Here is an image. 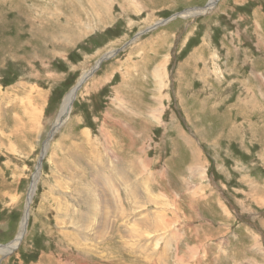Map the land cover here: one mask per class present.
<instances>
[{
  "label": "rangeland",
  "instance_id": "374dc122",
  "mask_svg": "<svg viewBox=\"0 0 264 264\" xmlns=\"http://www.w3.org/2000/svg\"><path fill=\"white\" fill-rule=\"evenodd\" d=\"M208 1L0 0V264H264V0Z\"/></svg>",
  "mask_w": 264,
  "mask_h": 264
},
{
  "label": "bare ground",
  "instance_id": "6f19581e",
  "mask_svg": "<svg viewBox=\"0 0 264 264\" xmlns=\"http://www.w3.org/2000/svg\"><path fill=\"white\" fill-rule=\"evenodd\" d=\"M217 2V0H209V3H208V5L207 6H205L203 9L204 10H210L211 8H213V6L215 5V3ZM107 11V10H106ZM190 13H192V14H196V13H199V12H201V10H199V9H191L190 11H189ZM189 12H185V13H187V14H189ZM93 67H91V69H89L88 71H86L85 72V74L83 75V77L81 78V80L79 81V83L74 87V88H72V90L70 91V93L69 94H67V96H66V98H65V102L63 103V105H62V107L60 108V110H59V112H58V117H57V123H56V126L58 125V124H60V122L62 121V120H64L66 117H68L67 115L69 114V112H70V109H71V105H72V102H73V99L76 97V94H77V91H78V89L80 88L79 86H80V84H81V82L82 81H85L88 77H89V75H90V73L95 69V67L92 69ZM92 70V71H91ZM263 71V70H262ZM258 79H260V77H258ZM262 82V81H261ZM263 84V83H262ZM260 89H261V87H260ZM259 91V90H258ZM27 98H28V96H27ZM25 102V101H24ZM29 103H30V101H28ZM23 103V102H22ZM31 104V103H30ZM29 107H30V105H29ZM29 107H27V109H29ZM36 108V107H35ZM32 110H33V108H31ZM236 109V108H235ZM26 111V110H25ZM30 112H31V110H30ZM33 112V111H32ZM36 112V111H35ZM25 113H27V112H25ZM24 113V114H25ZM34 113V112H33ZM246 113V112H245ZM38 114H39V112H38ZM260 114V113H259ZM30 115V114H29ZM29 115H28V117H29ZM34 115V114H33ZM18 117V116H17ZM34 117V116H33ZM15 119H16V116L14 117ZM36 118V117H35ZM34 118V119H35ZM16 120H18V119H16ZM37 120V119H36ZM263 120V119H262ZM18 122H19V120H18ZM28 122H30V121H28ZM31 123V122H30ZM22 125V124H21ZM56 126H54V127H56ZM230 133V132H229ZM45 149H46V144H45ZM37 172H39V170L37 171ZM37 172L34 174L35 176H37ZM30 188H29V194H28V202L30 203V201H31V198H32V195H33V193H31V192H33L34 191V189H35V182L33 183V179H32V182H31V185L29 186ZM27 202V203H28ZM29 203H28V205H27V207H26V209H25V213H24V215H23V219H22V222H21V224H20V226H19V230H18V232H17V234L15 235V237H14V239L11 241V242H9L8 244H6V245H0V254H2V255H5V254H8V253H10L11 251H13L16 247H17V245L19 244V242L21 241V238L23 237V234H24V230H25V227H26V223H27V217H28V210L27 209H29Z\"/></svg>",
  "mask_w": 264,
  "mask_h": 264
},
{
  "label": "water",
  "instance_id": "95a60500",
  "mask_svg": "<svg viewBox=\"0 0 264 264\" xmlns=\"http://www.w3.org/2000/svg\"><path fill=\"white\" fill-rule=\"evenodd\" d=\"M208 3H209V1L206 3V5L205 6H207L208 5ZM106 56L107 55H103L102 57H100L95 63H94V65H93V68L95 67V69L90 73V75L97 69V67L100 65V63H101V61L102 60H104V59H106ZM92 68V69H93ZM89 75V76H90ZM81 85L82 84H80V86L79 87H81ZM55 125H53L52 126V128H51V130L49 131V133H48V136H47V138L45 139V141H44V143H43V147H41V150H40V154L38 155V159H37V165H36V172L39 170V168H40V165H41V162H42V158H43V155H44V153H45V143H46V141L48 140V139H50V137L52 136V134L54 133V131L56 130V128L58 127V125L56 126V127H54ZM38 173V172H37ZM35 174V173H34ZM27 198H28V194H27Z\"/></svg>",
  "mask_w": 264,
  "mask_h": 264
}]
</instances>
